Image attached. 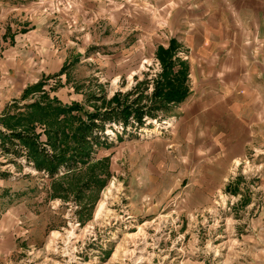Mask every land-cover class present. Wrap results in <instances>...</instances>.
Here are the masks:
<instances>
[{"label": "rangeland", "instance_id": "obj_1", "mask_svg": "<svg viewBox=\"0 0 264 264\" xmlns=\"http://www.w3.org/2000/svg\"><path fill=\"white\" fill-rule=\"evenodd\" d=\"M44 1L38 4L45 15L71 7V1L54 0L51 6L47 2L43 4ZM135 21L131 26L126 22L119 27L106 21V24H88L84 30L91 43L84 58L66 57L57 72L27 85L16 100L3 108L0 264H257L264 261V257L258 261L261 251L264 252V175L257 168L255 158H250L253 162L244 170L238 167L231 179L216 186L210 195L208 191L201 194L189 190L182 182L164 199L151 200V192L138 185L143 182V177L136 174L139 167H144V152L150 151L153 139L169 128L173 109L185 99L171 105L167 112H158L154 119L143 118L141 128L105 124L101 135L96 133L103 146H92L90 162L76 164L68 171L59 167L52 177L33 168L25 147L17 142L9 147L2 137L1 133L9 132L4 124L18 129L8 116L17 118L22 107L32 102L44 103L54 98L65 107L74 103L78 107L68 114L84 121L87 114L107 109L105 102L115 93L124 94L137 83L141 82L143 88L146 82L143 95H148L152 80L160 72L155 48H165L170 39L157 44L164 40L156 32L158 27L145 20ZM67 24L71 27L72 21ZM61 45L70 46L64 40ZM176 56L184 58L179 48ZM37 83H40L37 90L23 94L27 87ZM56 119L58 133H64L65 143L54 147L47 144L46 123L34 121L30 125L35 144L46 154L57 155L64 145L71 146L70 137L77 121H68L63 114ZM3 148H9V152L16 150L17 155ZM152 160L158 164L162 157L153 154ZM130 168L133 169L129 171ZM152 178V182L166 185L172 181L166 175ZM101 203L103 207L97 215ZM52 233L57 234L54 237ZM257 243L262 245L257 247Z\"/></svg>", "mask_w": 264, "mask_h": 264}, {"label": "crops", "instance_id": "obj_2", "mask_svg": "<svg viewBox=\"0 0 264 264\" xmlns=\"http://www.w3.org/2000/svg\"><path fill=\"white\" fill-rule=\"evenodd\" d=\"M39 1L0 0V114L27 85L57 72L66 57L86 56L88 24L145 20L158 27L164 40L157 44L172 39L183 53L189 93L144 152L138 185L151 200L164 199L182 182L210 195L252 157L264 175V0H65L69 9L46 15ZM153 154L162 157L158 164ZM153 175L172 181L152 182Z\"/></svg>", "mask_w": 264, "mask_h": 264}, {"label": "trees", "instance_id": "obj_3", "mask_svg": "<svg viewBox=\"0 0 264 264\" xmlns=\"http://www.w3.org/2000/svg\"><path fill=\"white\" fill-rule=\"evenodd\" d=\"M177 44L170 39L165 48L156 46L154 57L160 66V72L151 82V91L148 95H143L146 89V82L135 84L134 87L124 94L115 93L105 102L107 109L102 113L96 111L85 116V120L70 116L68 112L75 110L78 106L72 103L70 106L60 105L56 99L45 100L44 103L32 102L24 105L17 118L13 115L8 116V120L13 119V123L18 126L13 130L12 126L4 124L8 130L7 135H2L9 147H14V142L22 145L27 150V156L36 171L45 172L48 177L57 173L59 167L66 171L73 168L76 164L90 162L92 146H103L99 141V135L104 130L105 124H120L123 128L129 125L134 128H141L143 118L154 119L158 112H167L171 105L182 102L188 95L187 87V63L176 56ZM40 83L27 87L24 93L35 91ZM146 103H141L142 101ZM63 114L68 121H77L74 131L71 134V146L64 145L59 154H46L45 150L39 148L34 142L31 133V123L34 121L46 123L48 129L47 144L54 147L55 144L65 143V135L57 128L56 117ZM130 120L132 121L130 123ZM4 121V120H2ZM55 126V129L52 128ZM51 134V135H50ZM53 136V137H52ZM58 137V138H57ZM7 153H14L16 150L3 148Z\"/></svg>", "mask_w": 264, "mask_h": 264}, {"label": "bare ground", "instance_id": "obj_4", "mask_svg": "<svg viewBox=\"0 0 264 264\" xmlns=\"http://www.w3.org/2000/svg\"><path fill=\"white\" fill-rule=\"evenodd\" d=\"M102 207H103V204L101 203V204L99 205V210H97V215L99 214V212H100V210L102 209ZM97 215H96V216H97ZM52 234H53L54 237H55L57 233H52Z\"/></svg>", "mask_w": 264, "mask_h": 264}]
</instances>
